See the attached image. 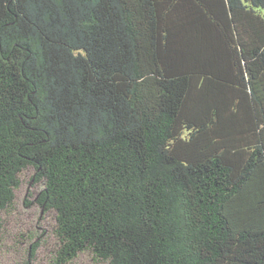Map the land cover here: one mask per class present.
Wrapping results in <instances>:
<instances>
[{
	"label": "trees",
	"instance_id": "obj_1",
	"mask_svg": "<svg viewBox=\"0 0 264 264\" xmlns=\"http://www.w3.org/2000/svg\"><path fill=\"white\" fill-rule=\"evenodd\" d=\"M27 169L56 264H264V0H0V234Z\"/></svg>",
	"mask_w": 264,
	"mask_h": 264
},
{
	"label": "rangeland",
	"instance_id": "obj_2",
	"mask_svg": "<svg viewBox=\"0 0 264 264\" xmlns=\"http://www.w3.org/2000/svg\"><path fill=\"white\" fill-rule=\"evenodd\" d=\"M35 170L27 169L20 176L15 200L2 213L0 264H56L59 241L55 235V212L44 210L38 197L43 183L34 181ZM33 245L37 248L31 256ZM69 264H106L91 254H80Z\"/></svg>",
	"mask_w": 264,
	"mask_h": 264
}]
</instances>
